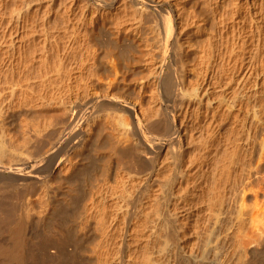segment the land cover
I'll return each mask as SVG.
<instances>
[{
    "label": "bare ground",
    "instance_id": "6f19581e",
    "mask_svg": "<svg viewBox=\"0 0 264 264\" xmlns=\"http://www.w3.org/2000/svg\"><path fill=\"white\" fill-rule=\"evenodd\" d=\"M0 0V264H264V0Z\"/></svg>",
    "mask_w": 264,
    "mask_h": 264
},
{
    "label": "rangeland",
    "instance_id": "374dc122",
    "mask_svg": "<svg viewBox=\"0 0 264 264\" xmlns=\"http://www.w3.org/2000/svg\"><path fill=\"white\" fill-rule=\"evenodd\" d=\"M242 3H244L245 4V6H246V0H243V2Z\"/></svg>",
    "mask_w": 264,
    "mask_h": 264
}]
</instances>
